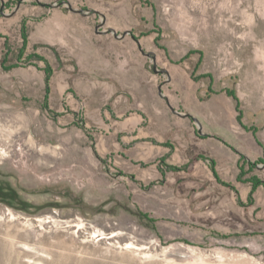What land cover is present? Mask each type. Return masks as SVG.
I'll return each instance as SVG.
<instances>
[{
  "label": "rangeland",
  "instance_id": "rangeland-1",
  "mask_svg": "<svg viewBox=\"0 0 264 264\" xmlns=\"http://www.w3.org/2000/svg\"><path fill=\"white\" fill-rule=\"evenodd\" d=\"M253 180L264 0H0V264H264Z\"/></svg>",
  "mask_w": 264,
  "mask_h": 264
},
{
  "label": "crops",
  "instance_id": "crops-1",
  "mask_svg": "<svg viewBox=\"0 0 264 264\" xmlns=\"http://www.w3.org/2000/svg\"><path fill=\"white\" fill-rule=\"evenodd\" d=\"M191 92H188V97H190L191 98V100H194V101H198V102H201L199 99H198V93L199 92H201V89H200V87H198L197 85H195V87H192L191 88V90H190ZM220 96V95H219ZM208 104V103H207ZM208 106L210 107V111L212 110V111H214L213 112V115H215V116H218L220 119H223V106L220 104V105H215V107H213L211 104H208ZM189 114V113H188ZM190 115V114H189ZM191 116V118H195V116H193V115H190ZM232 118H233V120L235 121V118L232 116ZM183 119H185V118H183ZM196 119V118H195ZM200 124V123H199ZM199 127H200V129L198 128V126H197V124L195 123V122H193V125H192V135H193V142L199 147V145L200 144H202V142H204L205 141V139L207 138H205L204 136L206 135V134H204L203 132H202V127H201V125H199ZM199 130L201 131V134H199ZM208 138H211V137H208ZM252 141L255 143V139L254 138H252ZM254 143H253V145H254ZM162 150H163V156H166L167 158H169V157H172L171 155V153H170V149H168V148H162ZM199 152H201V153H204L205 151L204 150H202L201 148L199 149ZM166 163L168 164V159L166 160ZM205 168H207V167H205ZM125 170H127V171H129V172H136L137 171V169H125ZM193 170H197V169H193ZM199 171H201V172H203V173H205L206 172V170H208V171H210L211 172V174H212V171L210 170V169H198ZM215 170H216V173L218 174V176L220 177V176H223L222 174H221V172H223V169H216V167H215ZM161 171L163 172L164 171V174L166 173V170L165 169H161ZM155 174H156V176H159V175H161V172H160V169H155ZM141 178H145V174L144 173H141ZM212 176H213V174H212ZM156 178H158V177H156Z\"/></svg>",
  "mask_w": 264,
  "mask_h": 264
},
{
  "label": "water",
  "instance_id": "water-1",
  "mask_svg": "<svg viewBox=\"0 0 264 264\" xmlns=\"http://www.w3.org/2000/svg\"><path fill=\"white\" fill-rule=\"evenodd\" d=\"M66 5H67V7H68L71 11H74V12H80V11H75V10H73V9L70 7L69 3H66ZM103 25H104V22H102V24L99 25L97 28H100V27H102ZM101 33H104V34H109V33H111V34H113V36H114L116 39H123L126 35L130 34V31L124 32L121 36H119V35H118L114 30H112V29H108V30H106V31H102ZM137 43H138V42H137ZM138 45H139V43H138ZM141 53H142L143 55H145L146 57L152 59V62H153L152 70H153V72H154L156 75H165V76L167 77V80L164 81V83L169 82V81H170V75H169V72H168L167 70H165V69H157L156 64H155V61H156L155 55H154L153 53H145V52L142 51V50H141ZM161 86H162V85H159V87H158V90H159V96H160L161 98H164L165 101L168 103V99H167V98L163 95V93H162ZM168 105H169V103H168ZM171 111H172L173 113L177 114L178 116L182 117V118H191V116H190L189 114H181V113H179V112H176L173 108H171ZM191 119L193 120V122H195V123L197 124L198 128L200 129V127H199L200 124H199L198 120L195 119V118H191ZM199 134H201V131H200V130H199Z\"/></svg>",
  "mask_w": 264,
  "mask_h": 264
},
{
  "label": "trees",
  "instance_id": "trees-1",
  "mask_svg": "<svg viewBox=\"0 0 264 264\" xmlns=\"http://www.w3.org/2000/svg\"><path fill=\"white\" fill-rule=\"evenodd\" d=\"M24 40H25V39H24ZM2 68H3L4 70H6V68L4 67L3 64H2ZM49 78H50V75H47V76H46V81H48ZM229 96H230V97L235 101V103H236V111L238 112L237 121H238V123L241 125V117H240V111H239L238 99L236 98V96L234 95V93H230ZM253 133H254V132H253ZM208 137H210V136H207V138H208ZM220 141H221V140H220ZM241 159H244V157L241 156ZM260 162H262V161L260 160ZM252 165H254V163L250 164V166H252ZM239 169H241L240 166H239ZM211 171H212V174H213L214 178L217 180V182L223 184V182H221V180L219 179L218 175L216 174L214 167L212 168ZM239 178H240V177H239ZM239 178H238V179H239ZM238 179H237V180H238ZM250 183H251L252 192H253V190H254L256 187H258V186H260V185L263 186V188H264V183H263L262 181L253 180V181H251Z\"/></svg>",
  "mask_w": 264,
  "mask_h": 264
}]
</instances>
